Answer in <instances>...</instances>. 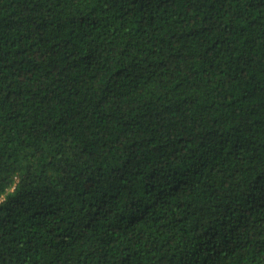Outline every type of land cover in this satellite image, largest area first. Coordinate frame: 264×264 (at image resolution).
Masks as SVG:
<instances>
[{
	"label": "trees",
	"instance_id": "trees-1",
	"mask_svg": "<svg viewBox=\"0 0 264 264\" xmlns=\"http://www.w3.org/2000/svg\"><path fill=\"white\" fill-rule=\"evenodd\" d=\"M0 264H264V0H0Z\"/></svg>",
	"mask_w": 264,
	"mask_h": 264
},
{
	"label": "clouds",
	"instance_id": "clouds-1",
	"mask_svg": "<svg viewBox=\"0 0 264 264\" xmlns=\"http://www.w3.org/2000/svg\"><path fill=\"white\" fill-rule=\"evenodd\" d=\"M3 199H5V194L0 193V201H2Z\"/></svg>",
	"mask_w": 264,
	"mask_h": 264
}]
</instances>
